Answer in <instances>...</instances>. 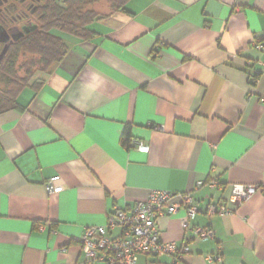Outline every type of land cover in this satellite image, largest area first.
<instances>
[{
	"label": "crops",
	"instance_id": "obj_1",
	"mask_svg": "<svg viewBox=\"0 0 264 264\" xmlns=\"http://www.w3.org/2000/svg\"><path fill=\"white\" fill-rule=\"evenodd\" d=\"M93 8L102 17L91 36H59L65 58L42 73L40 89L23 91L21 109L0 114V264H85L86 227L132 212L153 190L189 192L200 180L223 186L193 192L201 212L192 224L215 237L185 230L184 211L161 217L162 240L188 243L190 253L137 264H264V194L230 201L234 184L264 185V52L252 45L264 0ZM210 198L235 211L208 217ZM218 252L222 263L206 260Z\"/></svg>",
	"mask_w": 264,
	"mask_h": 264
},
{
	"label": "built area",
	"instance_id": "obj_2",
	"mask_svg": "<svg viewBox=\"0 0 264 264\" xmlns=\"http://www.w3.org/2000/svg\"><path fill=\"white\" fill-rule=\"evenodd\" d=\"M252 45L264 52V30L262 35H255ZM260 72L254 71L251 76L253 84L258 82ZM138 150L148 153L150 147L142 142L138 144ZM59 177H53L46 184L49 194L56 192L55 182ZM208 186L214 190L222 188L218 180L196 183L192 191L176 193L168 190H153L146 200L135 203L132 212L117 209L110 214L107 225H91L85 228L83 236L79 239L82 250L89 256L85 264L106 262L108 264H137L140 256L152 255L156 257L173 255L182 257L190 253L188 243L178 245L177 242H165L161 238L159 220L161 217H172L185 212L182 225L185 230H191L197 239H213L215 231L211 227L193 226L192 220L201 212L196 205L193 192ZM261 191L264 194V185H232V197L230 201L239 206L251 196ZM235 210L225 204L215 202L212 198L206 207L208 217L225 215ZM115 227H122V235L118 238L109 237V232ZM210 263H222L221 252L206 256Z\"/></svg>",
	"mask_w": 264,
	"mask_h": 264
},
{
	"label": "trees",
	"instance_id": "obj_3",
	"mask_svg": "<svg viewBox=\"0 0 264 264\" xmlns=\"http://www.w3.org/2000/svg\"><path fill=\"white\" fill-rule=\"evenodd\" d=\"M46 1V6L37 15V24L30 29L27 37L10 45L3 55L0 61V80H8V83L17 84L13 81L17 78L15 66L22 52L39 56L42 63L41 73H48L54 64L65 58L69 50L65 41L53 33L54 30L87 39L93 33L89 28L90 24L102 17L93 8L96 4L106 3L113 12L126 11V5L130 0ZM28 73H31V70H28ZM29 78L17 79L16 89L8 92L0 90V114L22 108L19 97L25 88L31 86L36 90L40 89L42 81L30 84ZM131 141L130 127H127L123 144L130 147Z\"/></svg>",
	"mask_w": 264,
	"mask_h": 264
},
{
	"label": "flooded vegetation",
	"instance_id": "obj_4",
	"mask_svg": "<svg viewBox=\"0 0 264 264\" xmlns=\"http://www.w3.org/2000/svg\"><path fill=\"white\" fill-rule=\"evenodd\" d=\"M46 0H0V61L10 45L27 37ZM7 41H2L3 39Z\"/></svg>",
	"mask_w": 264,
	"mask_h": 264
},
{
	"label": "rangeland",
	"instance_id": "obj_5",
	"mask_svg": "<svg viewBox=\"0 0 264 264\" xmlns=\"http://www.w3.org/2000/svg\"><path fill=\"white\" fill-rule=\"evenodd\" d=\"M53 33L58 35V36H61V37L67 36L66 33L61 32L59 30H54ZM1 51H2V48L0 46V53H1ZM41 68H42V63L40 61L39 56L22 52L19 55L16 66H15V72H16L15 76L17 77L16 80L30 77L29 78L30 84L35 83L37 81L41 82L42 77H43L42 73L40 71ZM28 70H31V73H28ZM30 74H32V76H30ZM16 80H13V81L18 84V81H16ZM17 84L8 83V80H0V90L4 91V92H8L11 89H14V88L16 89ZM29 87H31V86H29ZM27 88H25V89H27Z\"/></svg>",
	"mask_w": 264,
	"mask_h": 264
},
{
	"label": "water",
	"instance_id": "obj_6",
	"mask_svg": "<svg viewBox=\"0 0 264 264\" xmlns=\"http://www.w3.org/2000/svg\"><path fill=\"white\" fill-rule=\"evenodd\" d=\"M2 41H7V39L5 38V39H3Z\"/></svg>",
	"mask_w": 264,
	"mask_h": 264
}]
</instances>
